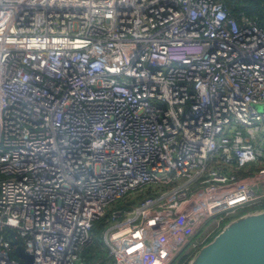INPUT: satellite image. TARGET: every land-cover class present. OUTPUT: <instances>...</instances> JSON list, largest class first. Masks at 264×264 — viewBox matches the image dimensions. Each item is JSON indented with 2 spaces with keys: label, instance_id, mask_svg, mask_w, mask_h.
Wrapping results in <instances>:
<instances>
[{
  "label": "built area",
  "instance_id": "2783aa9c",
  "mask_svg": "<svg viewBox=\"0 0 264 264\" xmlns=\"http://www.w3.org/2000/svg\"><path fill=\"white\" fill-rule=\"evenodd\" d=\"M257 160L258 16L224 0H0V264H24L10 230L31 264H84L97 221L109 264H187L264 209Z\"/></svg>",
  "mask_w": 264,
  "mask_h": 264
},
{
  "label": "water",
  "instance_id": "95a60500",
  "mask_svg": "<svg viewBox=\"0 0 264 264\" xmlns=\"http://www.w3.org/2000/svg\"><path fill=\"white\" fill-rule=\"evenodd\" d=\"M10 245L24 264L33 256L24 252L14 230ZM187 264H264V209L229 220Z\"/></svg>",
  "mask_w": 264,
  "mask_h": 264
},
{
  "label": "rangeland",
  "instance_id": "374dc122",
  "mask_svg": "<svg viewBox=\"0 0 264 264\" xmlns=\"http://www.w3.org/2000/svg\"><path fill=\"white\" fill-rule=\"evenodd\" d=\"M258 109L260 111H263V108L262 107H259L258 106ZM263 161H260V160H257V163L258 165L262 166L263 165ZM255 166H252L251 168H248L247 166L243 169H240L238 168V166H235V170H236V173L239 175V176H244V175H250L252 174L254 171H255ZM135 202V200H134ZM133 202V203H134ZM127 203L125 201L124 198H120L116 201L113 202L112 206L111 207H120V206H126ZM110 207V208H111ZM109 208V209H110ZM229 220L225 221L222 223L221 227L218 229V231L224 226V224H226ZM103 230H104V227H101V228H98L96 227L93 232H92V240L93 242L87 246L84 251L82 252L81 254V260L84 264H92L94 263L95 261H99L102 259L101 263L100 264H109L111 259L108 258V254H107V247L103 241ZM217 231V232H218ZM216 232V233H217ZM215 233V234H216ZM214 234V235H215ZM212 235L211 238L214 236ZM210 238V239H211ZM209 239V240H210ZM208 240V241H209ZM207 241V242H208ZM197 252V251H196ZM196 252L193 254H191V256L188 258L187 262L188 263L192 258L193 256L196 254ZM91 257V258H90ZM92 259V261H91Z\"/></svg>",
  "mask_w": 264,
  "mask_h": 264
},
{
  "label": "trees",
  "instance_id": "16d2710c",
  "mask_svg": "<svg viewBox=\"0 0 264 264\" xmlns=\"http://www.w3.org/2000/svg\"><path fill=\"white\" fill-rule=\"evenodd\" d=\"M262 0H224L225 4L234 14L244 12L247 15H256L261 24H264V6H261ZM102 227V222L97 221L94 229ZM91 258V257H90Z\"/></svg>",
  "mask_w": 264,
  "mask_h": 264
}]
</instances>
